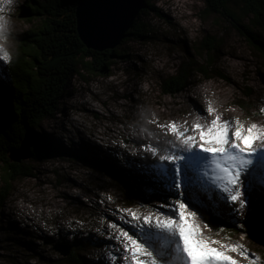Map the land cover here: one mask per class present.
Here are the masks:
<instances>
[{"label": "rangeland", "instance_id": "374dc122", "mask_svg": "<svg viewBox=\"0 0 264 264\" xmlns=\"http://www.w3.org/2000/svg\"><path fill=\"white\" fill-rule=\"evenodd\" d=\"M149 1L158 12L146 7L136 21L153 27L155 37L142 42H121L118 48L130 52L131 56L114 58L106 73L85 71L76 76L64 98V113L46 121L41 129L55 144L81 156L107 162L137 179L138 173L155 161L151 153L145 151L146 145L171 148L170 141L178 143L174 135H165V130L157 124L187 122L190 127L198 114L207 116L205 110L209 101L224 118L239 117L247 122L251 117L254 122L264 124V115H253L264 106V62L246 35L219 14L205 15L204 0ZM26 2L14 0L13 5L5 9L8 38L0 44L11 56L20 38L16 36L32 25L22 16L21 8ZM253 29L260 37L264 36L259 27L253 26ZM209 34L221 40L215 56L216 66L228 79L219 75L201 76L185 91L164 95L162 80L173 74L188 51L194 53L195 44ZM5 65L0 61V104H5L9 90ZM248 91L253 95L245 99ZM193 100L202 110L195 107ZM240 101L254 109L245 111L238 104ZM207 119L210 121L212 117ZM151 120L156 123H149ZM25 162L35 167V176L16 182L11 195L3 204L0 202V264H64L66 256L55 246L74 245L73 249L78 250L75 242L82 237H87L80 246L86 263L109 264L110 254L111 264H129L122 259L121 244L110 238L116 232L108 229L107 224L113 222L130 233H137V222L123 210L139 208L147 212L158 207L161 199L150 198L149 194V201L143 198L142 189L151 191L150 186L139 179L140 189L135 188L128 178L111 176L91 163L68 157L57 156L43 162H35L30 157ZM2 171L0 164V175ZM4 188L0 176V198ZM260 188L257 180L253 207L259 213L264 209V202L259 204L255 199V196L263 198ZM218 214L233 222L243 219L223 212ZM205 232L207 234V230ZM211 235L225 243L243 245L259 258V264H264V245L251 242L245 234L217 237L213 232ZM231 255L239 264H249L238 254Z\"/></svg>", "mask_w": 264, "mask_h": 264}, {"label": "snow or ice", "instance_id": "6c2138e0", "mask_svg": "<svg viewBox=\"0 0 264 264\" xmlns=\"http://www.w3.org/2000/svg\"><path fill=\"white\" fill-rule=\"evenodd\" d=\"M13 3L14 0H0V41H7L4 13ZM82 25L86 35H94L105 26L86 15ZM10 59V52L0 44V61L7 63ZM205 111L207 116L198 114L190 127L187 122L157 124L165 135L175 136L178 143L170 141L171 148L145 146L155 161L138 173L139 179L164 202L147 212L139 208L123 210L137 222V233L113 222L107 224L108 229L115 230L110 238L121 244L122 259L129 264H239L232 253L249 264H259V258L243 245L225 243L211 233L215 230L219 236L224 231L215 228L217 212L229 217L242 216L243 219L234 221L241 230L257 226L264 229V209L257 218L253 207L257 180L264 196V124L251 117L247 122L239 117L224 118L212 101ZM257 114L264 115V106L253 115ZM208 116L212 117L210 121ZM108 260L111 264L110 254Z\"/></svg>", "mask_w": 264, "mask_h": 264}, {"label": "trees", "instance_id": "16d2710c", "mask_svg": "<svg viewBox=\"0 0 264 264\" xmlns=\"http://www.w3.org/2000/svg\"><path fill=\"white\" fill-rule=\"evenodd\" d=\"M204 1V14H219L230 20L246 35L264 62V36L260 37L253 29V26L259 27L264 32V0ZM81 2L82 0H27L21 8L22 16L32 25L16 36H20L16 49L4 66L9 90L5 104H0V164L3 169L0 176L5 185L0 198L2 204L13 192L16 182L35 176V167L31 163L12 161L10 157L13 150L20 148L27 133L30 137L31 158L35 162L57 156L68 157L84 164L91 163L111 176L128 178V181L132 180L135 188L141 186L139 179L131 174L114 169L102 160L87 158L67 147L57 145L49 135L41 131L46 121L64 113V98L76 76L83 75L85 71L92 74L106 73L109 66L113 65L114 58L131 56L130 52L119 49L118 45L113 49L98 51L83 43L77 28V10ZM146 4L149 10L158 12V8L149 0ZM247 19L249 22L245 23ZM134 26L121 42H142L153 39L156 35V30L144 22L135 21ZM220 46L221 40L215 35L209 34L199 40L194 46V53L188 51V56L181 61L176 71L162 80L163 94L177 95L194 85L201 76L212 78L219 75L228 79L216 66L215 56ZM252 95V91L246 92L245 99ZM238 104L247 112L254 109L253 106H245L241 101ZM142 190L146 201H149L148 194L150 198H159V194L153 190ZM161 201L164 202L163 199ZM214 216L215 228L224 229L217 237L227 234L240 236L246 233L245 237L251 242L264 245L262 234L256 227L241 230L235 226L233 220L224 218L218 212ZM86 238L82 237L75 242L79 249H73L64 257V264H88L83 260L80 247ZM88 241L90 243V239Z\"/></svg>", "mask_w": 264, "mask_h": 264}, {"label": "water", "instance_id": "95a60500", "mask_svg": "<svg viewBox=\"0 0 264 264\" xmlns=\"http://www.w3.org/2000/svg\"><path fill=\"white\" fill-rule=\"evenodd\" d=\"M147 0H82L77 10V28L83 43L90 49L102 51L113 49L126 37L127 32L134 26L140 12L147 7ZM87 16L93 22H104L102 31L94 35H86L82 25V18ZM32 156L29 134L25 136L20 148L13 150L12 161L24 162ZM257 218L259 212H256ZM262 234L264 229L256 227ZM55 249L62 255H69L73 246L56 245Z\"/></svg>", "mask_w": 264, "mask_h": 264}, {"label": "bare ground", "instance_id": "6f19581e", "mask_svg": "<svg viewBox=\"0 0 264 264\" xmlns=\"http://www.w3.org/2000/svg\"><path fill=\"white\" fill-rule=\"evenodd\" d=\"M193 103H195V107H197V108H199V110H202V109H200V108H202V107H200L199 105H198V103H196V102H194V100H193ZM190 112H192V113H194V111H190ZM142 152V151H141ZM145 155H146V153H144ZM254 198V197H253ZM255 199H256V202L257 203H259V204H262L263 202H264V196H263V198H259L258 196H255ZM258 199H262L261 201L260 200H258Z\"/></svg>", "mask_w": 264, "mask_h": 264}]
</instances>
